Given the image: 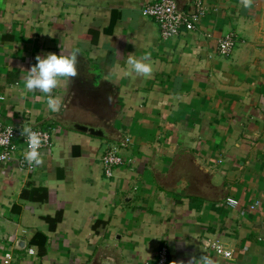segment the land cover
Returning <instances> with one entry per match:
<instances>
[{"label": "crops", "instance_id": "0c3cea01", "mask_svg": "<svg viewBox=\"0 0 264 264\" xmlns=\"http://www.w3.org/2000/svg\"><path fill=\"white\" fill-rule=\"evenodd\" d=\"M155 1L0 0L4 121L48 129L52 142L27 177L0 163V264L7 250L11 264H142L161 245L168 264H264V0H201L197 27L166 40L141 13ZM77 49L78 76L60 81L52 95L64 107L52 113L24 89L25 71L37 55ZM130 54L148 57L150 77L130 71ZM90 108L117 138L51 119ZM113 146L132 162L107 177L101 156Z\"/></svg>", "mask_w": 264, "mask_h": 264}, {"label": "built area", "instance_id": "2783aa9c", "mask_svg": "<svg viewBox=\"0 0 264 264\" xmlns=\"http://www.w3.org/2000/svg\"><path fill=\"white\" fill-rule=\"evenodd\" d=\"M208 9L201 0H195L194 9L190 13L184 10H178L175 0H156L155 2L146 4L141 13L143 16L152 19L160 29V36L166 40L168 38L177 36L182 30H193L197 27L200 20L207 14ZM237 38L233 33L225 34L218 39V51L222 55H229L236 45ZM4 96L0 95V103L4 100ZM31 128L33 131L40 134L42 145L40 153L51 147V132L48 129L40 128L34 125L26 124L24 127L12 122L4 121L3 109L0 106V163H13L26 177L34 172L37 167H30L25 160V153L28 150L27 143L24 136H22V129ZM11 132V134H10ZM130 138L126 136L121 145H128ZM119 147L113 146L107 148L101 156V165L103 173L107 177H112L115 169L126 163H131V158H124L119 153ZM226 204L235 207L238 205V200L227 197ZM258 204L256 201L249 208L253 209ZM212 247L217 255H221L230 259L232 251L226 249L219 241H215ZM30 254L33 249L28 250ZM12 253L7 250L3 254V263L11 264ZM168 248L166 245H161L151 260H146L142 264H168Z\"/></svg>", "mask_w": 264, "mask_h": 264}, {"label": "clouds", "instance_id": "9594fccd", "mask_svg": "<svg viewBox=\"0 0 264 264\" xmlns=\"http://www.w3.org/2000/svg\"><path fill=\"white\" fill-rule=\"evenodd\" d=\"M251 0H242L245 7L250 4ZM78 49L72 53L56 54L46 53L43 56H36V63L25 71L27 75L24 79V89L29 92L39 91L46 98V107L52 113H58L64 107L62 97L52 95L53 91L59 86L61 80L70 81L78 76L77 69V53ZM148 57L144 56L140 59L133 55H128L126 61L130 67V71L137 76L150 77L153 72L151 63L147 62ZM11 134V132H10ZM22 136L25 138L28 150L25 153V160L30 167H37L43 163L40 148L42 139L39 133L31 128L22 129ZM214 264L211 257L205 255L201 257L195 264Z\"/></svg>", "mask_w": 264, "mask_h": 264}, {"label": "water", "instance_id": "95a60500", "mask_svg": "<svg viewBox=\"0 0 264 264\" xmlns=\"http://www.w3.org/2000/svg\"><path fill=\"white\" fill-rule=\"evenodd\" d=\"M178 10H182V8L179 6V3L177 0H175ZM192 10H189L188 12H192ZM99 109H89V114H87L85 111H79L78 119L73 118L74 116H68V117H51L54 121L57 123L63 125L64 127L71 128L74 130L82 131L91 135L99 136V137H105V138H117V135L114 133L113 130L110 129L109 125L106 124L107 119L103 117L104 115H101V111ZM97 112V113H96ZM80 115V116H79ZM101 264H115L113 260L110 258H105L101 262Z\"/></svg>", "mask_w": 264, "mask_h": 264}]
</instances>
